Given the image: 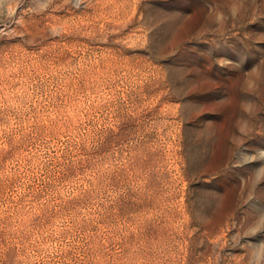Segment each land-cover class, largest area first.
<instances>
[{"label":"rangeland","instance_id":"obj_1","mask_svg":"<svg viewBox=\"0 0 264 264\" xmlns=\"http://www.w3.org/2000/svg\"><path fill=\"white\" fill-rule=\"evenodd\" d=\"M0 264H264V0H0Z\"/></svg>","mask_w":264,"mask_h":264},{"label":"clouds","instance_id":"obj_2","mask_svg":"<svg viewBox=\"0 0 264 264\" xmlns=\"http://www.w3.org/2000/svg\"><path fill=\"white\" fill-rule=\"evenodd\" d=\"M251 71H256V68H254ZM255 86V81L250 82V87ZM245 110H250V104L248 102L245 103Z\"/></svg>","mask_w":264,"mask_h":264}]
</instances>
